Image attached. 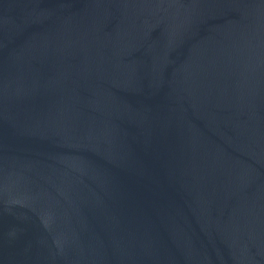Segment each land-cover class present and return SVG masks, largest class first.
I'll return each instance as SVG.
<instances>
[{
  "label": "water",
  "instance_id": "1",
  "mask_svg": "<svg viewBox=\"0 0 264 264\" xmlns=\"http://www.w3.org/2000/svg\"><path fill=\"white\" fill-rule=\"evenodd\" d=\"M0 264H264V0H0Z\"/></svg>",
  "mask_w": 264,
  "mask_h": 264
}]
</instances>
